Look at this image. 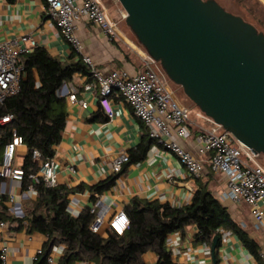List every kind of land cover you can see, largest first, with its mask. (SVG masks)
I'll return each instance as SVG.
<instances>
[{"label":"crops","instance_id":"0c3cea01","mask_svg":"<svg viewBox=\"0 0 264 264\" xmlns=\"http://www.w3.org/2000/svg\"><path fill=\"white\" fill-rule=\"evenodd\" d=\"M258 1L264 6V0ZM121 32L118 27L117 36L111 39L100 26L87 17L81 18L77 26V33L83 43V54H80L57 26L50 25L46 0H0V41L29 35L38 40L39 46L64 62L78 61L84 55L91 57L95 67L104 74L123 69L134 75L141 69V53L128 43L130 38L125 35L127 41ZM34 75L39 81L37 71ZM92 78L76 74L59 91L60 96L66 98L68 113L61 141L54 147V157L59 185L71 191L68 197L70 214L78 216L88 206L96 209V216L104 218L99 234L106 237L110 219L118 211H125L134 199L181 207L191 203L201 183L208 185L218 196L226 188L224 176L214 173L210 168V154L200 153L198 135L203 129L210 128V123L200 116L201 113L195 118L191 115V134L180 140L187 150L207 160L200 177H191L185 165L171 151L164 148L152 151V142L143 160L129 161L121 172H115V158L122 153L131 158L141 143L150 142L151 136L148 137L147 127L118 92L111 96L115 116L108 118L99 103V87L86 89V85L93 81ZM73 87L78 89V97L88 103L86 108L69 101ZM27 152L28 147L24 143L18 147L16 158L20 164L14 167H22ZM2 155L3 151H0V171ZM3 181L8 191L16 195L22 208L26 200L37 196L36 191L29 188L24 190L22 181L7 178ZM103 182L107 184L100 192L93 190L94 186ZM8 195L5 194L3 202L11 211L12 204ZM221 201L228 207L233 219L259 244L260 253L258 257L253 255L235 233L221 229L220 232L230 231L231 235L225 240L221 236L216 251L217 264H264V224L255 219L246 202ZM28 227L29 222L25 220L21 227L18 222H7V227L0 228V249L7 247L6 264H36L42 254L40 252L50 248L48 235L29 231ZM197 231V227L191 225L185 231H177L168 236L167 247L176 264L215 263L213 241L196 242ZM65 249L63 244L52 247V264L60 262ZM143 259L147 264H155L158 257L148 252ZM74 264L100 263L90 258Z\"/></svg>","mask_w":264,"mask_h":264},{"label":"trees","instance_id":"16d2710c","mask_svg":"<svg viewBox=\"0 0 264 264\" xmlns=\"http://www.w3.org/2000/svg\"><path fill=\"white\" fill-rule=\"evenodd\" d=\"M264 32V21L260 23ZM73 55V54H72ZM20 63L24 66L25 78L21 90L16 95L0 103V121L7 115H13L8 123L0 122V151L12 142L15 136L22 137L28 147L22 168L25 177L23 189L30 188L33 180L30 174L37 171L32 152L39 149L43 158L53 157L55 146L61 141L67 120V101L60 96L63 84L72 80L76 74L93 77L90 67L79 59L64 62L54 57L44 47L37 46L31 53L22 55ZM35 71L39 81L35 78ZM93 79V78H92ZM150 134L148 135V137ZM151 138L141 143L130 158V162L141 161L151 148ZM5 178L0 176V186ZM106 182L99 183L93 190L100 192ZM37 196L23 204L24 217H16L9 207L0 202V222H29V231H38L48 235L50 248L43 251L36 264H50L48 257L54 245L66 246L64 255L58 264H74L79 260L95 259L100 264H147L143 256L153 252L158 257L155 264H176L167 247L168 236L177 231H185L195 225L196 242L212 243L220 236L221 229L235 233L244 246L255 256H259L260 246L232 217L228 207L215 195L208 185H198L191 203L176 207L158 201L134 199L126 206L130 223L127 229L118 234L108 231L106 237L91 230L96 219L93 208L86 207L78 216L68 210L70 190L64 186L47 187L44 182L36 183ZM1 264V261H0Z\"/></svg>","mask_w":264,"mask_h":264},{"label":"built area","instance_id":"2783aa9c","mask_svg":"<svg viewBox=\"0 0 264 264\" xmlns=\"http://www.w3.org/2000/svg\"><path fill=\"white\" fill-rule=\"evenodd\" d=\"M46 2L50 25L57 26L64 38L80 54H83V43L77 33V26L83 17L100 26L111 39L117 36L118 26L110 18L102 0H46ZM37 46H39L38 40L29 35L0 41V103L20 92L22 80L25 78L24 66L20 63V58L31 53ZM140 53L141 69L134 75L123 69L104 74L95 67L91 57L84 55L83 61L93 74V81L86 85V89L99 87L100 106L110 119L115 116V106L111 96L118 92L147 127L151 138L155 141L152 151L156 152L160 148L171 151L185 165L188 174L198 178L207 160L193 154L180 143V140L188 138L191 134L190 110L177 99L160 62L147 52ZM78 92V89L73 87L69 101L72 104L79 103L86 108L88 103L78 97ZM201 116L210 123V128L203 129L198 135L200 153L210 154L208 163L211 170L224 176L226 182V188L220 192L219 198L235 203L246 202L255 219L260 224H264V167L256 164L260 154L254 153L237 141L212 118L202 112ZM11 119L13 115H7L0 122L8 123ZM21 144H23L22 137L15 136L12 142L5 145L0 176L11 180H24V169L14 167L17 149ZM32 158L38 168L36 172L30 174L33 182L29 189L36 191L35 184L40 182H44L47 187L59 186L55 157L43 158L41 151L34 149ZM129 161L128 154L118 155L114 160L113 170L117 173L121 172ZM5 194H9L11 212L16 217H23L25 213L21 204L17 201L16 195L8 191L6 182L3 181L0 186V202L3 201ZM93 211L96 212V209ZM103 223V216H96L91 230L99 233ZM129 223L127 213L120 210L110 219L109 229L122 234ZM4 227H7V222H0V228ZM221 235L225 240L231 232L221 231ZM0 261L6 264L7 247L5 246L0 249ZM48 262L54 263L53 257L49 256Z\"/></svg>","mask_w":264,"mask_h":264},{"label":"water","instance_id":"95a60500","mask_svg":"<svg viewBox=\"0 0 264 264\" xmlns=\"http://www.w3.org/2000/svg\"><path fill=\"white\" fill-rule=\"evenodd\" d=\"M168 78L237 141L264 155V32L217 0H119ZM220 236L213 238L216 251Z\"/></svg>","mask_w":264,"mask_h":264},{"label":"rangeland","instance_id":"374dc122","mask_svg":"<svg viewBox=\"0 0 264 264\" xmlns=\"http://www.w3.org/2000/svg\"><path fill=\"white\" fill-rule=\"evenodd\" d=\"M105 5L110 18L117 24V26L124 34V38L128 41L127 37L130 38L129 44L133 46L136 51H144V47L139 43L136 36L130 29V27L126 24V11L123 8L122 4L119 0H102ZM223 7H225L228 11L240 15L244 17L248 22L253 25H257L262 28L260 24L261 21H264V6L258 0H217ZM169 79V78H168ZM171 88L176 95L177 99L190 110V114L193 118L198 116L201 111L199 107L185 94L183 88L175 83H173L170 79ZM201 116V115H200ZM20 162L15 159L14 165H19ZM256 164L264 167V155H260Z\"/></svg>","mask_w":264,"mask_h":264}]
</instances>
